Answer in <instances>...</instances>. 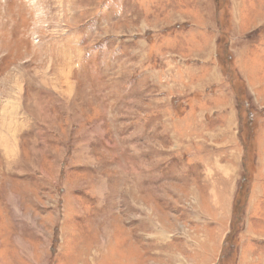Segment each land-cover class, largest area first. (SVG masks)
<instances>
[{
  "label": "rangeland",
  "instance_id": "1",
  "mask_svg": "<svg viewBox=\"0 0 264 264\" xmlns=\"http://www.w3.org/2000/svg\"><path fill=\"white\" fill-rule=\"evenodd\" d=\"M263 110L264 0H0V264H264Z\"/></svg>",
  "mask_w": 264,
  "mask_h": 264
},
{
  "label": "trees",
  "instance_id": "2",
  "mask_svg": "<svg viewBox=\"0 0 264 264\" xmlns=\"http://www.w3.org/2000/svg\"><path fill=\"white\" fill-rule=\"evenodd\" d=\"M224 45H226L225 43H224ZM226 47V46H225ZM263 113H264V110H263ZM236 209V215H239V211H240V205L239 204H237V207L235 208Z\"/></svg>",
  "mask_w": 264,
  "mask_h": 264
},
{
  "label": "bare ground",
  "instance_id": "3",
  "mask_svg": "<svg viewBox=\"0 0 264 264\" xmlns=\"http://www.w3.org/2000/svg\"><path fill=\"white\" fill-rule=\"evenodd\" d=\"M0 145H1V146L3 145V141L0 142ZM12 147H15L14 144L12 145ZM3 149L5 150L6 148H3ZM12 150H13V149H12ZM5 151H6V150H5Z\"/></svg>",
  "mask_w": 264,
  "mask_h": 264
},
{
  "label": "crops",
  "instance_id": "4",
  "mask_svg": "<svg viewBox=\"0 0 264 264\" xmlns=\"http://www.w3.org/2000/svg\"><path fill=\"white\" fill-rule=\"evenodd\" d=\"M197 83H202V81L200 80V81H197Z\"/></svg>",
  "mask_w": 264,
  "mask_h": 264
}]
</instances>
